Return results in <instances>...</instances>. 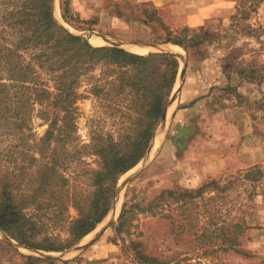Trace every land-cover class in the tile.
I'll return each mask as SVG.
<instances>
[{"label": "rangeland", "instance_id": "rangeland-1", "mask_svg": "<svg viewBox=\"0 0 264 264\" xmlns=\"http://www.w3.org/2000/svg\"><path fill=\"white\" fill-rule=\"evenodd\" d=\"M53 2L56 18L71 34L94 46L116 44L139 54L171 53L179 61V72L164 127L160 119L142 159L120 177L113 206L97 228L62 252L26 248L0 229V264H142L143 253L158 259L152 264H264V159L253 165L256 146L247 142L242 146L240 141L245 117L248 129L244 137L261 139L264 157V36H259L264 34V0H238L234 14L213 30L184 25L153 1ZM5 9L13 11L14 2L0 0V28L6 25ZM94 34L102 43L91 41ZM194 36L202 37L198 46L189 40ZM185 37L177 45L181 52L167 46L175 45L168 39ZM105 69L102 62L96 63L90 73L94 78H81L78 93L71 97H78L77 101L72 108L61 110L55 124L57 128L65 124L61 142L50 144L59 156L63 151L69 153L67 168L60 170L71 177L69 186L75 193L86 188L87 173L98 167L95 143L119 141L134 125L129 97L115 93L111 84L104 85L101 92L94 91V82L104 77ZM192 71L205 74L199 82L216 83L206 88V106H198L178 123L174 113L181 105L186 75ZM206 75L212 78H204ZM224 77L229 78L228 83ZM49 102H35L26 110L32 128V135L26 138L15 129L19 114L23 115L19 107L15 110L13 103L7 107L6 101H0L2 177L12 179L18 173L16 156H40L35 145L54 121L57 109L54 98ZM187 125L190 133L183 129ZM189 165L200 173L190 177ZM124 210L127 212L120 218ZM70 211L71 216L77 215L74 208ZM228 235L240 236L238 248L253 257L225 250L223 238ZM28 255L44 261H28ZM47 257L59 261L53 263Z\"/></svg>", "mask_w": 264, "mask_h": 264}, {"label": "trees", "instance_id": "trees-1", "mask_svg": "<svg viewBox=\"0 0 264 264\" xmlns=\"http://www.w3.org/2000/svg\"><path fill=\"white\" fill-rule=\"evenodd\" d=\"M10 1L15 9H5L6 25L0 28L3 41L0 99L7 102V107L10 103L15 105V110L19 107L18 112L23 115L19 114L15 129L26 138L32 135L28 117L24 115L30 105L35 102L50 105V99L54 98L57 109L54 121L35 145L40 156H16L15 177L6 179L0 175V229L26 248L62 252L94 231L108 215L120 177L142 159L149 147L166 110L180 64L168 52L139 54L117 46L92 45L60 24L54 14L53 0H1L3 4ZM186 37L168 42L182 45ZM189 40L198 46L202 37ZM99 62L106 69L104 77L99 79L103 82H94V91L101 92L104 85L111 84L115 93L129 97L134 125L119 141L95 143L98 167L87 173L86 188L75 193L69 186L71 177L60 170L67 168L69 153L63 151L59 156L50 144L61 142L66 128L65 124L60 128L55 125L60 112L64 107L72 108L78 97H71L78 93L81 78H94L90 73ZM12 90L13 97L8 98ZM71 208L77 212L75 217L71 216ZM223 244L225 250H233L245 258L253 257L238 248L242 244L240 236H224ZM26 258L32 262L44 261L32 255ZM45 260L59 261L52 257ZM140 260L142 264H152L158 259L143 253Z\"/></svg>", "mask_w": 264, "mask_h": 264}, {"label": "crops", "instance_id": "crops-1", "mask_svg": "<svg viewBox=\"0 0 264 264\" xmlns=\"http://www.w3.org/2000/svg\"><path fill=\"white\" fill-rule=\"evenodd\" d=\"M142 1H153L158 8L166 7L170 15L172 17L177 16L178 20L184 25H188L189 27H193V28L205 26V29H210V30L221 28L223 26V23H226L229 17L234 14L236 10V4L238 2V0H142ZM173 45L174 44H168L167 46L171 47ZM174 51L176 50L174 49ZM201 75H205V74H203L202 71H199L197 73L196 71H192L191 74L186 75V81L181 90V95L179 96V102L181 103V105L179 106V109L176 111V113H174L175 117L173 116L175 120L178 121V123H181L182 120H185V118L190 113H193L198 106L205 107L207 104L206 102L207 97L205 93L206 88H208V85L212 87V84L216 82L215 81L207 82L204 80L203 82H199L198 79L200 78ZM192 77H196V78L192 79ZM204 78H212V77L206 75L204 76ZM218 78L221 79V76L218 75ZM224 78L226 80V83H228L229 78L228 77H224ZM244 82L248 83V81H244ZM249 84H251L252 86L256 85L253 82H250ZM189 104L191 105V107ZM242 123L244 126L240 128L241 130L240 141L242 143V146H244L246 142L256 146L254 148L252 162L253 165L260 164L261 162H263L264 159V157H262L260 152V149L262 148L261 139H258L257 136L255 135L252 136L253 140L249 137H244L248 129V124H247L248 120L244 117L242 118ZM183 129L188 130V132L190 133L188 125ZM259 137L261 138L260 134ZM226 141L228 143H232L230 139H226ZM167 150L169 151L170 147ZM204 157H208V155H202L203 159ZM165 158L168 159V157ZM211 159H213V157H211ZM168 160L171 159L169 158ZM174 160H177V156H175ZM212 162H215V160H213ZM189 168H190L189 169L190 177L194 176V174L196 173H200V170H197L195 165L193 166L189 165Z\"/></svg>", "mask_w": 264, "mask_h": 264}, {"label": "bare ground", "instance_id": "bare-ground-1", "mask_svg": "<svg viewBox=\"0 0 264 264\" xmlns=\"http://www.w3.org/2000/svg\"><path fill=\"white\" fill-rule=\"evenodd\" d=\"M101 37H98L97 35H94V36H92V38H91V41L93 42V43H102L101 42ZM134 46V45H133ZM170 48H173V50L175 49L176 51H178V52H181L182 51V49L179 47V46H177V45H173V46H171ZM136 52V51H135ZM169 108V107H168ZM159 132V131H158ZM157 135H158V133H157ZM157 139V138H156ZM154 149V148H153Z\"/></svg>", "mask_w": 264, "mask_h": 264}, {"label": "water", "instance_id": "water-1", "mask_svg": "<svg viewBox=\"0 0 264 264\" xmlns=\"http://www.w3.org/2000/svg\"><path fill=\"white\" fill-rule=\"evenodd\" d=\"M114 45L117 46V47H121V46H118V45H116V44H114ZM121 48H122V47H121ZM183 74H184V71L182 72V76H183ZM167 111H168V110H165V112H164V114H163V116H162V118H161V121H160V125L162 126V128L164 127V124H165V120H166V116H167ZM162 128H161V129H162ZM130 178H131V177H130ZM130 178H129V179H130ZM129 179H128V180H129ZM115 207H116V206H114V209H115ZM3 232H4V231H3ZM3 232H2V233H3ZM4 233H5V232H4Z\"/></svg>", "mask_w": 264, "mask_h": 264}]
</instances>
